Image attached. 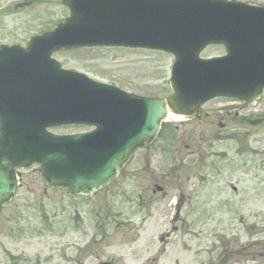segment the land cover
Instances as JSON below:
<instances>
[{"label": "rangeland", "instance_id": "obj_1", "mask_svg": "<svg viewBox=\"0 0 264 264\" xmlns=\"http://www.w3.org/2000/svg\"><path fill=\"white\" fill-rule=\"evenodd\" d=\"M68 16L62 0H0V41L23 42ZM224 53L214 47L203 57ZM54 58L65 69L129 93L172 92L173 58L165 54L101 49ZM226 102L206 104L199 120L168 118L158 141L137 151L120 177L93 196L48 189L37 165L18 170L17 196L0 216V264L11 260V253L21 257L18 264H34L39 258L42 264H201L216 259L217 252L208 257L207 248L225 235L239 238L242 245L252 241V227L264 229V92L253 111L242 105L222 110ZM217 134L227 140L220 142ZM155 186L163 191L154 193ZM227 204L243 208L246 227L239 235L233 212L224 215ZM261 233L254 239L264 240ZM152 259L157 261H148ZM237 264L254 263L240 257Z\"/></svg>", "mask_w": 264, "mask_h": 264}, {"label": "water", "instance_id": "obj_2", "mask_svg": "<svg viewBox=\"0 0 264 264\" xmlns=\"http://www.w3.org/2000/svg\"><path fill=\"white\" fill-rule=\"evenodd\" d=\"M117 1L133 20L137 13L144 14L151 27L148 35L131 32L133 26L122 19L116 6L100 13L93 12L97 5L103 7L99 0H67L72 19L53 37L32 42L28 51H17L12 96L8 85L1 99L0 206L16 192L15 167L39 163L44 170L42 180L49 187L64 186L75 195L92 194L118 175L134 150L154 139L167 108L174 114L195 116L211 98L228 96L251 102L264 88V11L207 0ZM218 9L221 12L215 16ZM91 20L98 35L76 40ZM214 21H218L215 26ZM211 44H224L229 56L198 62L199 53ZM81 45L146 46L174 53L175 95L167 100L137 99L59 73L57 66L44 62L56 50ZM188 83L193 101L185 97ZM13 101L10 119L8 108ZM56 103L62 104L50 108ZM131 116H135L133 122ZM67 123L92 124L99 130L89 140L59 139L44 131L47 126ZM75 152L84 155L75 159Z\"/></svg>", "mask_w": 264, "mask_h": 264}, {"label": "flooded vegetation", "instance_id": "obj_3", "mask_svg": "<svg viewBox=\"0 0 264 264\" xmlns=\"http://www.w3.org/2000/svg\"><path fill=\"white\" fill-rule=\"evenodd\" d=\"M261 99L262 98H260V100ZM238 205L240 206L239 203ZM239 206L231 207L230 204H227V211L225 212L226 216L228 217H230L231 212H233V215L235 217L233 220L237 223L238 235L240 234V229H243V231H245L246 226V224H244V222L241 220L240 210L242 209V207ZM211 219L212 217L209 216L208 219L205 220V226L208 225ZM252 231V241L243 245L241 244L239 238H233L232 240L223 239L222 242L216 241V243H214V245L211 247L210 251L209 248H207L206 251L203 244L202 251L203 253H205L206 251V254L208 256L209 254L212 255V253L217 252L216 259L212 260L211 262L206 261L203 264H237L239 262L240 256L243 259H245L246 257H250L254 260L256 259V257L264 258V242L259 243L258 241L254 240V237H256L257 235H261V232H264V229L257 230L254 226L252 227ZM189 233H192V231L189 230Z\"/></svg>", "mask_w": 264, "mask_h": 264}, {"label": "bare ground", "instance_id": "obj_4", "mask_svg": "<svg viewBox=\"0 0 264 264\" xmlns=\"http://www.w3.org/2000/svg\"><path fill=\"white\" fill-rule=\"evenodd\" d=\"M168 116L171 117L172 119L176 120V121H185V119L182 116H177V115L170 114V113Z\"/></svg>", "mask_w": 264, "mask_h": 264}]
</instances>
